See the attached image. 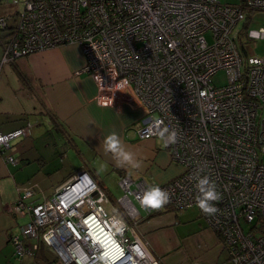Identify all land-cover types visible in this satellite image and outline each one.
Instances as JSON below:
<instances>
[{"label": "built area", "instance_id": "1", "mask_svg": "<svg viewBox=\"0 0 264 264\" xmlns=\"http://www.w3.org/2000/svg\"><path fill=\"white\" fill-rule=\"evenodd\" d=\"M255 12L264 13V0H24L20 13L0 17V67L78 45L85 58L78 73L95 82L97 104L139 107V139L160 137L164 128L176 132V141L164 144L182 172L160 185L167 205L198 208L195 184L208 175L221 196L215 213L198 208L201 218L232 264H264V58L254 56L251 43L264 39V27L244 26ZM220 70L227 84L215 87ZM30 126L0 133L8 163H16L13 142ZM125 179L119 186L140 203L149 184ZM32 194L24 189L8 208L30 217L11 237L16 257L34 255L40 244L61 264H160L129 235L139 211L119 201L123 212L116 205L107 214L108 195L87 169L40 203L23 202ZM140 206L147 215L158 209Z\"/></svg>", "mask_w": 264, "mask_h": 264}, {"label": "crops", "instance_id": "2", "mask_svg": "<svg viewBox=\"0 0 264 264\" xmlns=\"http://www.w3.org/2000/svg\"><path fill=\"white\" fill-rule=\"evenodd\" d=\"M4 3L0 0V12ZM84 64L80 47L73 44L0 67V133L31 125L26 137L13 142L15 164L8 163L6 153L0 151V264H52L44 246L33 260L14 255L11 237L20 235L30 217L14 216L8 208L24 189L30 188L33 194L23 202L37 204L75 172L87 169L112 201L111 196L121 192L122 178L162 185L182 172L162 140L138 138L133 127H138L143 115L139 107L97 104L95 82L88 74L78 73ZM111 131L142 159L141 168L130 171L118 166L113 154L105 151L103 139ZM118 198L130 205L124 196ZM189 209L175 210L165 204L147 215L141 208L130 221L129 235L141 239L160 264L231 263L218 235L207 227L198 210Z\"/></svg>", "mask_w": 264, "mask_h": 264}, {"label": "clouds", "instance_id": "3", "mask_svg": "<svg viewBox=\"0 0 264 264\" xmlns=\"http://www.w3.org/2000/svg\"><path fill=\"white\" fill-rule=\"evenodd\" d=\"M163 143H174L177 134L174 130L164 128L158 132ZM103 148L111 152L118 166H127L129 170L142 167V159L137 153L125 147L120 135L116 131L109 132L103 139ZM195 188L198 195L195 197L197 207L206 214L217 211L214 201L220 199L217 185L208 175H202L197 179ZM169 193L158 183H150L140 198V204L144 207L160 208L169 201Z\"/></svg>", "mask_w": 264, "mask_h": 264}, {"label": "rangeland", "instance_id": "4", "mask_svg": "<svg viewBox=\"0 0 264 264\" xmlns=\"http://www.w3.org/2000/svg\"><path fill=\"white\" fill-rule=\"evenodd\" d=\"M23 2H24V0H5V3L2 5L3 7L1 8L0 17H7V16H12L15 13H20L22 11V9H23ZM224 2L227 3V4H230V5H237V4H239L240 0H224ZM247 27L249 29H259L261 27H264V13L255 12L253 15H251V20L247 23ZM241 28H242V23L239 24V26H238V29H241ZM4 33L5 32H0V35H2ZM251 43L254 45L253 48H252V53L254 54V56L257 57V58H264V39L251 41ZM243 59H245V56H243ZM212 82H213V85L215 87H222V86L226 85L227 84V75H226L225 71H223V70L218 71L212 77ZM134 129H137V126L133 127V130ZM133 130H131L132 133H133ZM158 140L161 143V138L160 137H158ZM263 162H264V157H263ZM126 180L127 181L130 180V182L136 183V182H133L129 178H126L125 181ZM139 181H137V182H139ZM120 189H121V187H120ZM131 189H133L132 186H131ZM121 196H124L128 200L129 204H132L140 212V209L142 208L140 206V203L137 202L135 199H133L132 196L125 195V192L121 189V192H120L119 195H115V196L112 195L111 196L112 199H113L112 201L109 200L107 203H103L104 209H105L107 214H111V212H112L111 211L112 203H114V205H116L117 201H120V199H121V198L119 199L118 197H121ZM117 210H118V212H121V211L123 212L122 207L119 204H118V209ZM185 210H187V209H185ZM189 210H195L196 211V210H198V208L192 207ZM136 218L137 217H134L133 219H136ZM133 219H131V220H133ZM186 225H189V224H186ZM187 228H189V226H187ZM28 242L30 243V245H32L34 243V240L27 239V240L24 241L25 244H27ZM45 252H46L47 260L49 262H52V264H61V262L56 258L55 254L50 249L47 248ZM34 253L38 254L37 252H34ZM34 256L35 255H28V254L24 255L25 258H31V260H33L32 258ZM224 256H228V252L227 251L224 252ZM16 258L20 259L19 257H16ZM35 264H37V263L35 262ZM228 264H231V263H228Z\"/></svg>", "mask_w": 264, "mask_h": 264}, {"label": "trees", "instance_id": "5", "mask_svg": "<svg viewBox=\"0 0 264 264\" xmlns=\"http://www.w3.org/2000/svg\"><path fill=\"white\" fill-rule=\"evenodd\" d=\"M244 26L247 27V24H245ZM0 44H1V47H2V35H0ZM8 133H9V132H8ZM5 134H6V133H5ZM39 203H40V202H39ZM37 204H38V203H37ZM42 248H43V246L39 244L38 251H41ZM225 250H226V249H225ZM228 258H229V256H228ZM229 261H230V259H229ZM230 262H231V261H230Z\"/></svg>", "mask_w": 264, "mask_h": 264}]
</instances>
